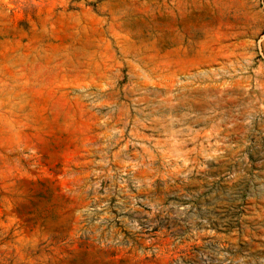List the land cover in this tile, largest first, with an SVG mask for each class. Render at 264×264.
Segmentation results:
<instances>
[{
	"label": "rangeland",
	"instance_id": "374dc122",
	"mask_svg": "<svg viewBox=\"0 0 264 264\" xmlns=\"http://www.w3.org/2000/svg\"><path fill=\"white\" fill-rule=\"evenodd\" d=\"M0 264H264V0H0Z\"/></svg>",
	"mask_w": 264,
	"mask_h": 264
}]
</instances>
